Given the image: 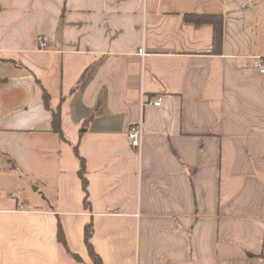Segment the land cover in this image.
<instances>
[{
    "label": "crops",
    "instance_id": "0c3cea01",
    "mask_svg": "<svg viewBox=\"0 0 264 264\" xmlns=\"http://www.w3.org/2000/svg\"><path fill=\"white\" fill-rule=\"evenodd\" d=\"M261 58L264 0H0V264H264Z\"/></svg>",
    "mask_w": 264,
    "mask_h": 264
},
{
    "label": "trees",
    "instance_id": "16d2710c",
    "mask_svg": "<svg viewBox=\"0 0 264 264\" xmlns=\"http://www.w3.org/2000/svg\"><path fill=\"white\" fill-rule=\"evenodd\" d=\"M184 17H185V20L187 22L193 23L195 25H201V24H205V23L213 25V27H214V45H215V47H221L222 34H223L222 16L214 15V14H186ZM43 100H44L45 106L50 109V96L45 90L43 93ZM51 111H52V119L51 120H52V124H53V130H54V132L59 134V136L61 138H63V133H62V128H61L60 110H58V111L51 110ZM80 161H81V168L79 170V175H80L81 180H82L83 188L86 192L84 202L87 204L88 203V190H87L88 181L85 177V168H84L85 166H84V160L82 157H80ZM93 233H94L93 224L90 223L85 227V244H86L88 253H89L92 261L95 264H103L101 257L97 254V252L95 251V249L91 243V238L93 236ZM57 238H58V241L65 247L69 256H71L73 259H75L78 262H82V258L78 254L71 252V250L69 249V247L67 245L66 238H65V233L63 231L61 224L58 225Z\"/></svg>",
    "mask_w": 264,
    "mask_h": 264
},
{
    "label": "built area",
    "instance_id": "2783aa9c",
    "mask_svg": "<svg viewBox=\"0 0 264 264\" xmlns=\"http://www.w3.org/2000/svg\"><path fill=\"white\" fill-rule=\"evenodd\" d=\"M37 44L39 49H47L48 48V39L46 36L41 35L37 38ZM138 54L144 58L146 56L145 48L142 46L138 50ZM258 69L261 73H264V59H260V63L258 65ZM162 97H157L154 100H152L150 103L154 106H160L162 104ZM145 101L143 97H141V107H144ZM144 121H143V115L141 112V117L139 121L133 125H131L127 131V138L129 140V143L132 148H134L138 155L141 156L142 153V147H143V140H144ZM25 199L20 198L18 200V204L21 206L24 203Z\"/></svg>",
    "mask_w": 264,
    "mask_h": 264
},
{
    "label": "rangeland",
    "instance_id": "374dc122",
    "mask_svg": "<svg viewBox=\"0 0 264 264\" xmlns=\"http://www.w3.org/2000/svg\"><path fill=\"white\" fill-rule=\"evenodd\" d=\"M36 187H39V190H35ZM29 191L31 192V194H33V196L43 197L41 199L43 206L49 207V205H51V202H52V189L47 188L46 185H43V184H40V183L37 184V185L35 184L32 187H29Z\"/></svg>",
    "mask_w": 264,
    "mask_h": 264
}]
</instances>
